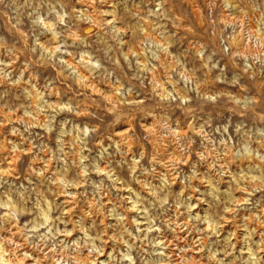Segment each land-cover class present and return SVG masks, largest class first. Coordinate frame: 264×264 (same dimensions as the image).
Returning a JSON list of instances; mask_svg holds the SVG:
<instances>
[{"label": "rangeland", "instance_id": "obj_1", "mask_svg": "<svg viewBox=\"0 0 264 264\" xmlns=\"http://www.w3.org/2000/svg\"><path fill=\"white\" fill-rule=\"evenodd\" d=\"M9 199L22 264H264V0H0Z\"/></svg>", "mask_w": 264, "mask_h": 264}, {"label": "clouds", "instance_id": "obj_2", "mask_svg": "<svg viewBox=\"0 0 264 264\" xmlns=\"http://www.w3.org/2000/svg\"><path fill=\"white\" fill-rule=\"evenodd\" d=\"M88 130H85V135L87 134ZM11 195V193L9 194ZM0 209H7L4 215H0V221H3L4 219L11 218L13 220H17L20 212L16 209V204L12 202L11 199L7 201L0 200ZM33 222H29L28 224H25L24 227V235L31 238H38L41 241H44L47 238H50L51 235V228H48V233L38 235L39 229L41 227H46L47 225H41L37 224L32 227L29 225ZM19 251L18 245L15 243V241H12L10 239H4L0 237V264H17V257L15 253ZM133 246L127 245V251L125 253H122L123 260L128 261V264H135V260L132 256ZM113 259H115L113 257ZM22 264V260H21ZM59 264V262H57ZM122 264V262H121Z\"/></svg>", "mask_w": 264, "mask_h": 264}, {"label": "water", "instance_id": "obj_3", "mask_svg": "<svg viewBox=\"0 0 264 264\" xmlns=\"http://www.w3.org/2000/svg\"><path fill=\"white\" fill-rule=\"evenodd\" d=\"M86 32H85V31ZM92 31H94V27L93 26H86L84 29H83V32L84 33H89V32H92Z\"/></svg>", "mask_w": 264, "mask_h": 264}, {"label": "bare ground", "instance_id": "obj_4", "mask_svg": "<svg viewBox=\"0 0 264 264\" xmlns=\"http://www.w3.org/2000/svg\"><path fill=\"white\" fill-rule=\"evenodd\" d=\"M85 31V30H84ZM86 32V31H85ZM237 44V43H236ZM242 44V43H241ZM243 50V49H242ZM248 53V52H247ZM85 77V76H84ZM173 154V153H172ZM12 158V157H11ZM52 256V255H51ZM23 260L22 258H19V260L17 261V264L19 263V261Z\"/></svg>", "mask_w": 264, "mask_h": 264}]
</instances>
